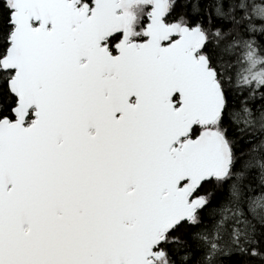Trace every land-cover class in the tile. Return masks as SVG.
<instances>
[{
    "label": "snow or ice",
    "instance_id": "1",
    "mask_svg": "<svg viewBox=\"0 0 264 264\" xmlns=\"http://www.w3.org/2000/svg\"><path fill=\"white\" fill-rule=\"evenodd\" d=\"M0 264H264V0H0Z\"/></svg>",
    "mask_w": 264,
    "mask_h": 264
}]
</instances>
